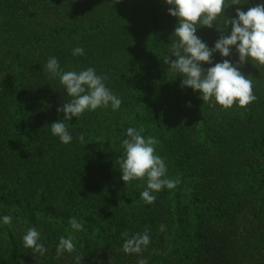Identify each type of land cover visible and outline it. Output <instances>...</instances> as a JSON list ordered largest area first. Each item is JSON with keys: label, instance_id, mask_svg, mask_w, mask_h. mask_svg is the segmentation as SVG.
<instances>
[{"label": "trees", "instance_id": "16d2710c", "mask_svg": "<svg viewBox=\"0 0 264 264\" xmlns=\"http://www.w3.org/2000/svg\"><path fill=\"white\" fill-rule=\"evenodd\" d=\"M258 3L226 0L217 26ZM176 24L163 0H0V217L12 218L0 224V264H264V66L240 68L254 102H204L167 63ZM197 35L211 47L220 33ZM51 57L63 71L94 68L122 101L65 121L70 144L49 127L71 100L44 70ZM129 127L158 140L165 178L180 181L151 204L146 178L121 179ZM30 228L44 255L23 247ZM145 232L148 246L126 254L125 239ZM61 237L74 252L57 254Z\"/></svg>", "mask_w": 264, "mask_h": 264}, {"label": "clouds", "instance_id": "9594fccd", "mask_svg": "<svg viewBox=\"0 0 264 264\" xmlns=\"http://www.w3.org/2000/svg\"><path fill=\"white\" fill-rule=\"evenodd\" d=\"M168 6V14L177 19L173 34L176 39L171 42L170 53L175 59H168L167 63L173 73L182 77L181 87H187L199 93L204 102H212L224 109L245 107L256 100L253 94L252 81L240 70L246 62L253 66H264V3L249 7L247 11L237 7L234 17L225 20L224 29H220L216 22L224 16L226 7L240 5V0H232L226 5V0H163ZM199 25V26H198ZM220 33L218 39L210 47L206 41L197 35L202 27ZM230 26V30H229ZM233 51L237 54V61L231 59ZM219 54L221 61L214 63L213 56ZM74 56L84 55V49L76 47L72 50ZM204 65L210 67L204 68ZM44 70L52 77L59 78L66 95L71 98L57 108L63 113V119L52 123L51 134L58 137L63 144L72 142V135L68 131L65 121L73 117L79 118L85 112L96 111L98 108L111 107L113 111L119 110L121 99L106 87V76L96 73L92 67L77 71H63L55 57L47 60ZM144 129L129 127L121 146L124 155L120 163L121 179L125 184L146 178V189L141 193L146 203H153L155 195L167 188L172 190L179 184V180L166 177L167 167L159 155H156L155 137H144ZM81 142L84 136L79 137ZM10 216L0 217V224L10 225ZM74 231H83L82 223L75 217L70 220ZM163 230V226H161ZM127 236V234H125ZM23 247L44 255L47 249L41 243L40 233L30 228L23 236ZM150 243V236L135 234L125 239L122 249L126 254H140ZM57 254L75 251L71 238L61 237L57 245ZM138 264H147L140 259Z\"/></svg>", "mask_w": 264, "mask_h": 264}]
</instances>
